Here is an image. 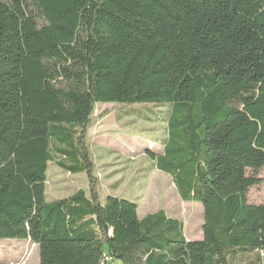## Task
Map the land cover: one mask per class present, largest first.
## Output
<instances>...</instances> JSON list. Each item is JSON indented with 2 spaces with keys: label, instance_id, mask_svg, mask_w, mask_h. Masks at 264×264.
I'll list each match as a JSON object with an SVG mask.
<instances>
[{
  "label": "trees",
  "instance_id": "trees-1",
  "mask_svg": "<svg viewBox=\"0 0 264 264\" xmlns=\"http://www.w3.org/2000/svg\"><path fill=\"white\" fill-rule=\"evenodd\" d=\"M104 103L170 106L149 156L202 207L200 240L101 200L86 132ZM49 163L88 192L47 202ZM262 169L264 0H0V240L39 264H264Z\"/></svg>",
  "mask_w": 264,
  "mask_h": 264
},
{
  "label": "rangeland",
  "instance_id": "rangeland-1",
  "mask_svg": "<svg viewBox=\"0 0 264 264\" xmlns=\"http://www.w3.org/2000/svg\"><path fill=\"white\" fill-rule=\"evenodd\" d=\"M169 110L165 104H97L86 132L93 175L101 200L113 196L130 201L137 206L139 219L163 211L181 223L186 240L197 241L202 235V207L182 202L172 179L157 171L149 156L162 154ZM45 177L47 202L67 198L79 190L88 192L84 173L69 175L49 163ZM257 178L259 184L247 194L251 205L264 203V169ZM0 263L39 264L38 248L26 240H0Z\"/></svg>",
  "mask_w": 264,
  "mask_h": 264
},
{
  "label": "bare ground",
  "instance_id": "bare-ground-1",
  "mask_svg": "<svg viewBox=\"0 0 264 264\" xmlns=\"http://www.w3.org/2000/svg\"><path fill=\"white\" fill-rule=\"evenodd\" d=\"M34 246V245H33ZM35 247V246H34Z\"/></svg>",
  "mask_w": 264,
  "mask_h": 264
}]
</instances>
